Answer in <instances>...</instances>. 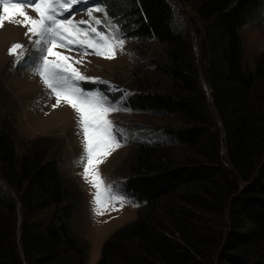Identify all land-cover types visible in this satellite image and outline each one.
Wrapping results in <instances>:
<instances>
[{
	"label": "trees",
	"instance_id": "trees-1",
	"mask_svg": "<svg viewBox=\"0 0 264 264\" xmlns=\"http://www.w3.org/2000/svg\"><path fill=\"white\" fill-rule=\"evenodd\" d=\"M99 2L128 37L143 45L156 40L170 49L169 64L161 70L173 81V92L136 95L135 108L140 113L179 116L186 124H194L177 131L175 137L189 148L200 146L209 129L210 114L198 86L193 50L184 41L187 37L172 28L176 22L173 5L168 0H89L87 7ZM263 5L261 0H204L197 9L213 33L204 51L212 56L206 79L221 116L226 161L235 172L234 178L227 176L217 160L215 143L204 150L208 162L184 167L159 159L152 162V149L142 145L138 157L141 173L126 184L129 195L143 206L140 220L105 243L97 264H264V142L257 144L264 140V102L256 107L250 96L256 85L264 84V52L256 71L247 70L240 33ZM6 119L0 125V186L5 182L11 187L31 216L52 212L45 222L22 225V259L5 219L13 206L0 196V264H73L74 255L79 264H86L87 247L73 231L79 214L78 197L58 162L53 158L49 161L46 151L17 158L14 120L10 116ZM182 190L186 192L185 204L193 208L176 210V216H188L193 229L197 218L205 222L206 213L225 212L226 232L223 234L224 229L216 239L208 227L193 233L188 225L179 226L178 222L156 225L154 217L161 201ZM174 210L173 206L166 209L170 213Z\"/></svg>",
	"mask_w": 264,
	"mask_h": 264
},
{
	"label": "rangeland",
	"instance_id": "rangeland-1",
	"mask_svg": "<svg viewBox=\"0 0 264 264\" xmlns=\"http://www.w3.org/2000/svg\"><path fill=\"white\" fill-rule=\"evenodd\" d=\"M168 1L175 8L176 22L172 26L173 30L182 32L187 37L184 41L188 42L193 50L198 86L206 98L210 114L209 129L200 146L192 149L181 144L176 139L175 133L191 128L194 124H186L185 120L179 116L150 111L140 113L135 108L133 102L136 95L143 93L163 95L173 92V81L161 70V67L169 64L168 50L170 49L164 44L151 40L143 45L139 40L128 37L127 32L122 31L127 37V42L124 45V51H118L115 59L107 60L95 55L84 57L83 66L77 65V67H80L85 75L108 81L118 90L109 91L107 84L99 83L85 82L82 87L86 90L100 89L108 95L110 100L128 110L119 111L110 116L116 125L125 130L128 136L127 143L114 151L99 166L105 181L115 182L119 191L127 197L128 202L122 208L116 204L117 210H110L102 216H95L93 213L91 201L95 190L85 182L80 175L82 168L77 165L82 146L81 138L77 135L76 114L67 105L62 104L58 108L52 107L55 98H49L41 79L33 74L37 57L28 36L25 35L26 29L11 23H6L3 28H0V125L3 120H7L8 116L14 120V145L18 159L34 151L41 153L46 151L49 161L53 158L58 162L67 184L79 199V214L73 231L78 240L87 247L86 264H97L101 260L105 243L123 228L140 220L143 206L129 195L130 192H128L126 184L129 179L141 173V162L138 157L142 145L152 149L150 156L152 162H157L159 159L164 164L172 162L177 166L184 167L190 163L208 162L204 158V150L209 149L211 144L215 143L217 144V160L224 167L227 176L234 178L235 172L231 170L232 168L226 161L227 150L221 116L214 106L212 90L206 79L208 61L212 59V56L205 55L204 51L213 33L208 29L210 24L201 20L197 13L198 7L204 0ZM261 1L264 4V0ZM84 2L85 0H82L80 8ZM97 5L106 8L109 17L114 22H118L111 16V12L104 3L99 2ZM87 8L75 14L76 21L89 19L85 13ZM259 11L250 17L240 32L244 43V63L250 72L256 71L257 64L264 52V8ZM30 14L35 16L34 12H30ZM95 15L102 18L100 13ZM119 25L121 27L120 23ZM14 43H21L26 48L24 58L15 64L14 57L8 54L9 48ZM66 54L76 55V53ZM79 58L77 56V59ZM250 96H253L251 101L253 100L255 106L259 107L261 102H264V84L256 85ZM217 138L219 140L216 143ZM261 142L263 143L264 140L259 139L257 144ZM212 165L220 166L213 162ZM185 194L186 192L183 190L177 191L176 195L161 201L154 217L156 225L164 223L172 226L178 222L179 226L184 224L188 225L190 229L192 228V223L187 220L188 216L175 215L176 210L187 211L192 207L185 204ZM0 196H3L13 206L12 212L5 213V219L9 223L7 226L9 231L14 232L15 243L13 245L23 259L20 241L22 225L27 222L47 221L52 209L41 214L37 213L35 216L27 214L17 193L5 182L1 183ZM172 206L175 208L172 213L166 211ZM226 215L225 212H208L204 215L205 222L202 218H197L196 225H194L197 227L191 231L196 233L194 230L208 227L211 235L218 239L219 233L225 229ZM202 224L203 226H200ZM225 232L226 229L223 234ZM73 258V264H79V258L75 255Z\"/></svg>",
	"mask_w": 264,
	"mask_h": 264
},
{
	"label": "snow or ice",
	"instance_id": "snow-or-ice-1",
	"mask_svg": "<svg viewBox=\"0 0 264 264\" xmlns=\"http://www.w3.org/2000/svg\"><path fill=\"white\" fill-rule=\"evenodd\" d=\"M81 2L0 0V28L11 23L26 29L25 35L37 57L33 74L41 79L49 98H55L52 107L67 105L76 114L77 135L82 146L77 165L82 168L80 175L85 182L95 190L91 201L93 213L102 216L110 210H117L116 204L122 208L128 202L115 182L105 181L99 167L127 143L125 130L110 116L128 110L110 100L100 89H84L82 84L87 82L107 84L109 91L118 90L108 81L85 75L77 65L82 67L84 57L89 55L115 59L118 51H124L127 37L119 23L114 22L102 6L88 7L85 10L88 20L76 21L75 13L67 15ZM97 13L102 14V18L95 15ZM25 52L26 48L21 43H14L8 50V54L14 57V64L24 58Z\"/></svg>",
	"mask_w": 264,
	"mask_h": 264
}]
</instances>
